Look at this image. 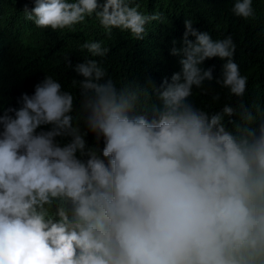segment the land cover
<instances>
[{
  "label": "clouds",
  "instance_id": "obj_1",
  "mask_svg": "<svg viewBox=\"0 0 264 264\" xmlns=\"http://www.w3.org/2000/svg\"><path fill=\"white\" fill-rule=\"evenodd\" d=\"M252 4L234 0L231 11L247 19ZM23 13L43 30L95 19L105 34L118 29L135 40L164 19L138 0H33ZM172 44L180 69L152 86L157 107L148 89L106 75L104 41H84L70 80L84 131L73 123L68 77L37 76L28 94L23 75L14 100L4 94L0 264H264V110L242 109L234 122L230 104L209 113L189 99L193 86L213 79L201 67L212 57L224 61L217 83L230 95L245 92L230 35L213 39L189 18L180 46ZM89 132L102 148L87 145Z\"/></svg>",
  "mask_w": 264,
  "mask_h": 264
},
{
  "label": "trees",
  "instance_id": "obj_2",
  "mask_svg": "<svg viewBox=\"0 0 264 264\" xmlns=\"http://www.w3.org/2000/svg\"><path fill=\"white\" fill-rule=\"evenodd\" d=\"M141 10L162 11L164 19L146 26L143 40L133 39L126 31L113 29L105 34L95 19H86L71 29L43 30L36 25L25 23L23 10L33 6V0H0V105L4 94L14 100L16 89L13 83L19 81L20 91L31 94L30 82L40 75L65 78L63 85L70 90L73 99V123L82 131L85 125L82 119V97L78 84L73 86L70 80L74 66L85 59L86 50L79 46L86 40H102L109 48L102 58L106 75L118 83L121 80L134 81L141 89H148L149 105L159 107V100L152 93V86H159L164 78L179 71V58L170 54L176 41L180 46L184 32L185 19H191L193 27L206 31L213 39L231 36L235 44L232 59L238 64L240 73L247 76V85L242 96L230 95L226 88L217 83L221 75L222 64L218 57L206 59L201 67L211 68L213 79L204 81L201 87L193 86L190 101L198 108L209 113L219 111L224 104L235 109L234 122L239 121L242 109L256 113L257 107L264 110V0H253L254 15L250 18L235 16L232 11L234 0H138ZM189 39H194L189 37ZM14 53L9 59L3 55L10 47ZM26 74V75H25ZM82 79L79 75L77 80ZM218 95L219 99L212 97ZM149 110V116H151ZM227 121V118H226ZM256 126L255 123L252 125ZM227 127L232 130L233 124ZM88 146L99 150L103 140L97 141L92 133L85 136Z\"/></svg>",
  "mask_w": 264,
  "mask_h": 264
}]
</instances>
